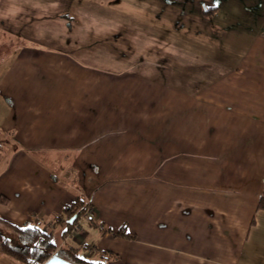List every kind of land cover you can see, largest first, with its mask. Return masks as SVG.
<instances>
[{"label": "crops", "instance_id": "0c3cea01", "mask_svg": "<svg viewBox=\"0 0 264 264\" xmlns=\"http://www.w3.org/2000/svg\"><path fill=\"white\" fill-rule=\"evenodd\" d=\"M0 64L1 220L79 196L81 258L264 264V0H0Z\"/></svg>", "mask_w": 264, "mask_h": 264}, {"label": "trees", "instance_id": "16d2710c", "mask_svg": "<svg viewBox=\"0 0 264 264\" xmlns=\"http://www.w3.org/2000/svg\"><path fill=\"white\" fill-rule=\"evenodd\" d=\"M5 201L0 199L1 203ZM86 208L87 205L82 198L77 196L61 211V215L53 218L54 225L64 224L60 238L69 233L79 217L84 215ZM256 210L264 212V179ZM0 225L5 228L4 234L0 233V254L19 264H44L53 255L72 264H108L115 260V256L107 252L100 253L92 259H84L79 257L77 249L58 248L52 242V233L40 229L38 225L22 224L16 227L1 219ZM110 235L124 240L134 238L126 232L124 227L116 232H110Z\"/></svg>", "mask_w": 264, "mask_h": 264}, {"label": "rangeland", "instance_id": "374dc122", "mask_svg": "<svg viewBox=\"0 0 264 264\" xmlns=\"http://www.w3.org/2000/svg\"><path fill=\"white\" fill-rule=\"evenodd\" d=\"M82 14H85L84 16L86 18H96L95 20H97L100 17V10H98V8H94V9H91V10H88V11H82ZM92 27L99 29L98 26H94L93 25ZM144 61H146L145 58H141L140 59V62H144ZM154 63H155V65H156V67L158 69H162V68L165 67L161 60H155ZM0 68H1V64H0ZM3 70L4 69H0V74H1V71H3ZM1 150L3 151L2 147H1ZM0 156H1V154H0ZM44 229H45L46 232H48V231H50L52 229V227L50 225H48V226L45 225ZM4 232H5V228H3L0 225V233L4 234ZM52 242L56 245V247L65 248V246L61 244L60 240L58 239V237L55 234L53 235Z\"/></svg>", "mask_w": 264, "mask_h": 264}, {"label": "water", "instance_id": "95a60500", "mask_svg": "<svg viewBox=\"0 0 264 264\" xmlns=\"http://www.w3.org/2000/svg\"><path fill=\"white\" fill-rule=\"evenodd\" d=\"M44 264H72L55 255L51 256Z\"/></svg>", "mask_w": 264, "mask_h": 264}, {"label": "built area", "instance_id": "2783aa9c", "mask_svg": "<svg viewBox=\"0 0 264 264\" xmlns=\"http://www.w3.org/2000/svg\"><path fill=\"white\" fill-rule=\"evenodd\" d=\"M91 213V209L89 207L86 208L84 215H82L81 217H79V219L77 220L76 224L73 226V230H78L79 229V222L82 219L83 216H85L86 214H90ZM51 227H53L54 225H50Z\"/></svg>", "mask_w": 264, "mask_h": 264}]
</instances>
